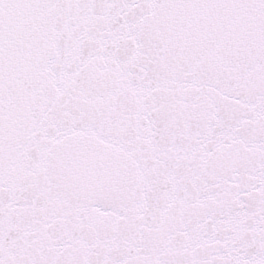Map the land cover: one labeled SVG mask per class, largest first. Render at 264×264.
Segmentation results:
<instances>
[{"label": "water", "instance_id": "95a60500", "mask_svg": "<svg viewBox=\"0 0 264 264\" xmlns=\"http://www.w3.org/2000/svg\"><path fill=\"white\" fill-rule=\"evenodd\" d=\"M250 1L230 0V3L224 6L222 23L220 24V21L211 22V25L215 23L216 26L214 24L210 25L211 28L208 33L219 35L221 45L216 48L219 54L231 50L235 39L243 28V14ZM46 2L50 5V15H47L44 10ZM147 2L148 0H126L127 5L124 6V9L110 13L109 10L120 8L121 0H111L110 9L107 8V4H105L106 8L99 4L94 6L88 0H60L56 5L51 3V0H38L36 3L32 0L29 1L28 6L23 4L24 7L18 5L21 2L16 3L14 10L18 12V18H12V11L3 9V5H6L5 0H0V21L3 24L0 25V49H2L0 50V158L5 160L4 162L0 161V224L4 228L3 234H6L0 237V264H40V262L42 264H54V259H52V262H50V259L44 262L45 257L52 258L47 248L44 246L38 248L29 241L32 229L39 233L44 228H46L44 232L49 231L45 223L40 222L43 220V213L40 210L37 211L36 204L39 205V208H52L53 205L60 208L59 206L64 207L71 200L75 202L80 200L64 215V228L66 227V229L63 232L66 234L72 232L70 235H75L78 240L87 236L89 222L86 221L82 225L74 219L85 212L82 201L86 196L81 193L79 188H76V181L78 180L82 181L86 178L83 182L86 187L89 185L91 178L96 180L95 185L94 183L90 185L92 189L90 195L100 194V196H103L104 193L110 195L113 188H118L115 191L116 193L120 192V188H126L120 193L126 195V199L130 200L145 193L146 189L151 188L152 185H157L161 191L170 190L169 185L177 188L178 183L168 180L164 173L160 175L157 170L150 173L151 164L149 165L150 161L161 150L160 147L155 146L158 135L170 141L168 135H171V132L174 131L172 128L179 126L182 135L180 137L173 136L171 141L178 140L183 143L186 156H188L186 158L187 162L190 160V168L192 169L205 162L207 165L217 167L218 173H226L234 177L233 180H241L257 166L258 159L256 156L250 152H243L244 150L241 148H236L231 131H235L239 123H233L234 116L228 110L229 108H225L221 98L209 95L200 100L197 105L209 106L212 110V116H216V121L227 119L228 123L222 128L220 124L212 120L209 112L205 110L202 112L198 107V110H196V107H192L191 99L194 92L191 88L187 87L186 89L190 92V104L187 97H184L186 98L184 100V98L178 96L177 92H160L169 96V98L172 96L168 102L173 103L165 105L162 101H159V97L150 94L147 90L141 92L137 88L134 90V88L125 87L127 85L139 87L140 84L136 79V75L142 71H135L134 76L129 74L132 79L130 82H126L125 78L116 81L120 79L122 72L129 73L131 64L136 58H140L141 54H146V50L149 48L156 53L151 56L157 55L155 58L157 61L167 60L169 56L176 54H179V57L191 58L202 48L196 38L201 30H196L191 24L190 28L178 27L179 38L178 35L167 33L166 30L160 33L151 30L146 35H141L142 33L138 30L140 21L145 27H148L153 18L158 15L157 12L150 15L151 8L155 4L145 5ZM171 2L173 4L169 11H177L180 7L187 8L185 7L187 3L184 1L171 0ZM206 2L209 3L208 0H202L201 3ZM28 8L30 11H28ZM199 9H196V12H199ZM189 14L190 11L184 13L183 17L188 20ZM144 15H147L145 22ZM7 18L9 23L6 22ZM118 19L122 20V23L116 22ZM12 20L18 23V28L23 26L28 32L41 27L39 29L40 36L33 38L32 33H21L15 27H10ZM108 22H111V26H115L114 34L112 28L107 27ZM106 34H109V38ZM57 35L62 36L61 39L68 44L62 40H55L53 37ZM114 36L118 38L117 41H119L121 51L109 53L106 43H111L110 40L112 37L114 39ZM157 37L159 40L155 43ZM166 38L171 39L170 43H164ZM40 41H42V44ZM35 43L43 47L39 46V49ZM114 44H116L115 41ZM169 44L173 46L170 51L171 54H169ZM14 46L18 49L16 50ZM66 47L68 49H65ZM51 48L56 49L61 55L64 54L63 62H52V58L48 56ZM6 50L10 51L8 60H18L16 64L14 62L10 63L8 70L2 62L4 61L2 56L6 54ZM92 50H96V53L92 52L94 60L90 62V65L94 72L103 73L99 76L92 74L87 76L81 71L85 67L81 63L88 52L91 53ZM260 51H264V47L261 45ZM72 54H75V56ZM151 56L148 54V56L145 55L140 58L141 70L149 67V57ZM70 60H74V62H70ZM125 60L126 64L124 63ZM250 60V57L243 58V61ZM95 61L101 63V65L98 66ZM109 63H113V65L109 70L104 71V66ZM253 63V72L264 65L257 58L256 60L253 58ZM124 66L129 68H124ZM54 72L56 73L54 74ZM68 72L74 75L76 82H79V88H81L83 81L86 82L87 87L91 86L90 92L95 96L92 101L94 116H91L89 127L93 130L96 127L107 131L118 141L119 147L115 148V152L111 148L108 150V153H112L113 156L102 160V162L95 155L87 153L84 140L78 142L77 139L70 144L67 141L70 131L81 132V129L87 125V117L83 115L82 119L79 120L80 116L73 109L72 104L76 103L78 98H73L70 91V82L64 79V77H67L66 73ZM261 75L262 73L256 72L252 78L260 79ZM240 76L249 77V73L243 72ZM111 82H113L112 85H110ZM101 83L105 85V91L110 90L109 95L103 92L102 89L95 87ZM83 91L84 89L81 90V92ZM64 92H66V101H61L60 98L64 97ZM208 98H210L209 103L211 106L206 103ZM140 100H142V104H140ZM79 108L85 114L86 107ZM100 119H103V121L98 122ZM77 121H80V123L76 124ZM122 128H126V130H122ZM229 132L230 134H228ZM192 134H199V136L197 138L198 142L191 147L190 135ZM161 143H163V139H161ZM78 148L79 151L76 150ZM20 151H28L30 155L25 158V161L22 156L19 157L20 159L13 160L14 155ZM75 151L77 154L73 153ZM192 152L195 153L192 154ZM39 156L43 159L46 158L52 164H56L55 168L51 165L43 173V177L50 176L52 179L54 177L53 181L49 182L43 178L35 179L34 176L20 174L21 167H36ZM98 162H100L99 165ZM12 166L14 167L12 168ZM230 166H232V170H230ZM181 170L182 168L174 169L170 171V174L172 177L178 178ZM115 171L123 172V174L113 177L112 173ZM71 178L72 180H70ZM75 178H78V180L75 181ZM71 183L75 184L76 192L74 194L69 193V184L71 185ZM19 190L22 194L20 197H16L15 194ZM24 194H28L29 197H25ZM21 197L22 200H18ZM49 198H52L53 202L47 205V199ZM64 198L66 199L64 200ZM241 199L247 200L248 196ZM27 205H31V210L36 212V216L31 214L36 218V220L33 218L36 223L32 224V227L26 223L27 213L25 208L28 207ZM134 207L136 209L130 213L131 216H134L136 210H138L137 206L134 205ZM120 208L119 214L125 216L128 209L125 207ZM68 216H72V218H68ZM9 217H11L12 222L9 221ZM37 218L39 219L37 220ZM17 220H20V222ZM135 222L136 220L129 223L131 230L124 232L122 238H119L121 243L126 241L123 247L128 250L134 246L136 237L134 231L137 232L141 229L137 224H134ZM144 240L146 241L145 237ZM112 250L111 246L110 248L108 246H97L96 248L87 246L83 249V254L90 264H109L112 260ZM258 252L260 254H256L255 260L259 264H264V249H258ZM243 254L246 258L245 264L254 263L250 252L244 251ZM202 258L203 255L201 254H190L186 257L187 260H190V263H198ZM226 258H228V261L225 264H229L231 261L230 254ZM94 259L100 260V262H92ZM76 264L79 263L76 262Z\"/></svg>", "mask_w": 264, "mask_h": 264}]
</instances>
